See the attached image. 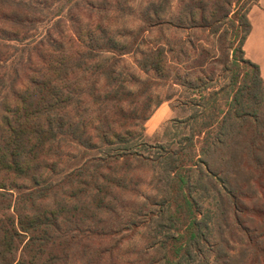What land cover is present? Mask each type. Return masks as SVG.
Returning <instances> with one entry per match:
<instances>
[{"label":"trees","instance_id":"trees-1","mask_svg":"<svg viewBox=\"0 0 264 264\" xmlns=\"http://www.w3.org/2000/svg\"><path fill=\"white\" fill-rule=\"evenodd\" d=\"M5 1L0 0L3 7ZM167 1H147L140 16L142 25L129 32L126 41L111 37L106 28H97V36L88 37V50L75 53L76 58L58 39L46 40L44 50L38 46L42 43L22 49L13 70L21 67L22 73L23 69L28 72L26 84L19 91L9 90L10 103L0 102V264L67 262L74 243L115 232L122 221L110 225L102 216L116 213L112 201L135 194L144 181L138 171L146 165L153 185L146 201H168L154 217L163 252L161 264H191L202 255V244L211 235L212 213L201 201L214 192L202 180L205 176L214 179L229 198L232 189L227 176L216 173L215 160L205 164L203 172L198 156L230 157L226 153H231L236 139L244 141L240 151L256 164L264 150V81L242 49L250 31L247 13L257 0H180L174 14H165ZM13 5L8 20L18 28L21 18L15 10L26 3ZM145 24L157 31L158 39L141 48ZM169 26L191 33L184 38L174 33L172 42L163 39L162 43ZM16 28L11 36L20 41ZM191 34L216 37L217 55L197 47L202 38L192 41ZM187 48L194 55L188 68L200 76L175 72L172 83L193 76L195 83H180L192 94L189 114L176 120L174 127L181 132L172 147L152 146L143 140L150 107L132 104L150 100L147 90L169 79L166 54H171L170 63L178 64L188 57ZM104 53H135L138 68L156 79L137 80L139 90L134 92L116 86L114 63L93 62ZM1 55L0 48V69ZM211 64L222 66L226 83L203 93L210 88L206 83L211 82L212 71L204 72ZM76 69L88 75L77 76ZM86 102L92 106L84 107ZM126 219L123 228L136 226L131 218Z\"/></svg>","mask_w":264,"mask_h":264},{"label":"rangeland","instance_id":"rangeland-1","mask_svg":"<svg viewBox=\"0 0 264 264\" xmlns=\"http://www.w3.org/2000/svg\"><path fill=\"white\" fill-rule=\"evenodd\" d=\"M147 1L149 0H6L4 3L6 7L0 4V48L2 49L0 102L10 103L9 90L19 91L26 84L28 72L23 69L24 73H22L21 67L13 70L17 64L16 59L22 55V49L42 43L38 46L44 50L46 40L58 39L66 51L72 52L71 58H76L75 53L79 54L88 50L86 47L88 37L93 34L97 36L95 30L102 27L107 29L111 37L126 41V35L142 25L140 16ZM179 1L165 2V14H174ZM14 2L26 3L23 8L29 10V14L22 7L15 10L21 18L18 28L8 20L14 8ZM33 9H39L40 12L32 11ZM28 17L31 21L27 22ZM12 28H16L17 33L22 36L20 41L12 39ZM144 29L146 32H142L141 36L144 43L139 44L141 48L151 46L158 39L157 31L149 27V24H145ZM172 29L169 26L164 30L162 43L163 39L172 42L174 33L181 38L191 33V31L183 33ZM191 35L192 41L202 38L196 42L197 47L207 49L210 56L217 55L214 47L216 37L206 34ZM89 54L90 51H88ZM193 56L188 50V57L185 60L182 59L178 64H173L170 63L171 54L167 53L166 59L171 69L169 79L147 90L150 100L147 102L139 100L132 104V107L135 105L150 107V116L144 123L143 140L152 146H171L177 140L176 135L181 132L177 130L179 127L176 129L174 125L176 120L189 114L191 104L189 99H192V94L186 84H180L185 80L184 78H181L178 84H173L172 78L175 72L178 75L193 73L195 76H200L196 69L188 68ZM103 59L108 64L114 63L116 67L118 72L116 86H123L134 92L136 89L139 90L137 80L156 79L138 68L135 53L122 56L104 53V57L101 54L94 58L93 62H100ZM33 61L36 62L35 57ZM207 68L212 71L209 73L212 79L211 82L206 83L210 85V88L203 93L226 83V76L221 73L222 66L211 64L205 67L204 75L207 74ZM76 72L77 76L88 75L77 69ZM202 78L205 81L204 76ZM185 81L195 83L193 76ZM100 86L101 80L98 84V87ZM155 102H160V105L155 107ZM83 106L92 105L86 102ZM262 118L264 120V114ZM134 130L138 131V128ZM244 144L241 139L233 141L231 153H226L231 155L230 157H221L222 155L217 153L213 157L204 159L198 156L203 160L199 163L203 172L206 169L205 164L209 165L215 160L216 173L218 172L217 174L222 178L227 176L232 193L229 198L221 184L215 185V180L210 177L205 176L202 180L207 183L205 185L208 188L211 186L214 188L212 197L201 201L212 213L211 235L204 247L202 244V255L196 256L191 264H264V150L261 152L260 149L261 161L256 164L240 151L243 150ZM198 147L199 144L196 143V148ZM70 151H72L71 155L75 153L72 148ZM146 153L143 156H150ZM70 162L71 160L68 163ZM138 173L141 177L143 176L144 181L135 188V194H125L122 201H112L119 217L116 213L102 216L110 225H116L117 221H122L115 232L110 231L104 238L97 239L96 236L85 238L81 242L82 245L74 243L69 257L66 258L68 261L56 264H161L163 252L161 244L157 242L160 236L156 237L157 227L154 217L159 210L167 207L168 201H146L145 198L151 197L153 193V185L149 182L151 177L149 165ZM233 201H240V204L234 205ZM128 217L135 223V227L123 228V223L126 224ZM98 226L100 227L99 223ZM84 248L87 249L83 250ZM57 253L65 255L61 250Z\"/></svg>","mask_w":264,"mask_h":264},{"label":"crops","instance_id":"crops-1","mask_svg":"<svg viewBox=\"0 0 264 264\" xmlns=\"http://www.w3.org/2000/svg\"><path fill=\"white\" fill-rule=\"evenodd\" d=\"M250 31L244 44L245 58L259 68L260 77L264 81V0H257L247 13Z\"/></svg>","mask_w":264,"mask_h":264}]
</instances>
